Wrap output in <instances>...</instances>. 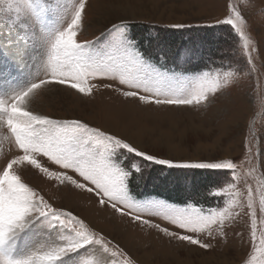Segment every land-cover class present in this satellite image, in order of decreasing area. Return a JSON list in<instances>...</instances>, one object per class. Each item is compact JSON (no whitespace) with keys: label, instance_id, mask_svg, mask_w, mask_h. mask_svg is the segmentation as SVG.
<instances>
[{"label":"snow or ice","instance_id":"1","mask_svg":"<svg viewBox=\"0 0 264 264\" xmlns=\"http://www.w3.org/2000/svg\"><path fill=\"white\" fill-rule=\"evenodd\" d=\"M86 5L87 0H0V25L8 33L0 37V62L35 69L26 83L0 89V130L6 131L14 145L0 159V264H62L81 249L85 253L79 264H136L119 243L89 227L75 210L56 206L42 190L30 185L24 179L30 170L60 186L94 194L101 207H110L174 240L210 249L212 245L199 237L226 238L225 223L235 218L232 205L241 197L234 191L237 163L226 158L199 162L162 158L128 137L82 119L41 114L33 104L38 90L51 88L64 87L89 96L96 87L92 82L99 80L107 81L105 88L118 85L124 97L145 105L195 107L227 86L234 72H222V64L207 71L184 68L203 59L195 46L173 52L157 45L153 60L132 34L134 21L129 18L112 22L93 40L79 39ZM231 11L234 15L217 23L230 26L247 50L251 41L245 34L244 18L235 8ZM168 27L190 26L178 23ZM169 57L175 58L180 71L167 66ZM248 58L251 65L250 53ZM156 166H161L160 171L210 170L217 175V187L209 194L230 203L206 210L188 201L181 207L166 199L138 200L130 186L148 178L149 170L155 172ZM229 175L230 182L226 181ZM246 203L252 218L251 254L242 264H264V231L256 223L251 188ZM260 211L264 213V193ZM153 217L168 221L171 227H162ZM33 229L40 230L42 238L19 251L21 239Z\"/></svg>","mask_w":264,"mask_h":264},{"label":"rangeland","instance_id":"2","mask_svg":"<svg viewBox=\"0 0 264 264\" xmlns=\"http://www.w3.org/2000/svg\"><path fill=\"white\" fill-rule=\"evenodd\" d=\"M233 8L244 18L245 34L251 41L247 50L243 48V40L230 26L228 28L223 23H217L229 14L234 15L231 11ZM122 17L148 29L149 38H154L163 32L162 28L168 29L172 24L206 27L196 36L193 35V44L203 47L205 56H202L206 60L209 58L208 63L201 67L207 71L222 64L221 71H232L234 77L227 86L210 93L207 101L195 107L145 105L124 97L117 90L118 85L105 88L103 83L107 81L99 80L92 82L96 87L89 96L64 87L38 90L33 107L41 114L82 119L102 130L128 137L136 145L157 152L162 158L192 162L217 158L233 160L238 165L234 191L241 193V197L236 198V204L232 205L234 220L225 223L226 238L213 239L202 234L199 238L210 243V249L189 245L123 217L110 207H101L94 194L60 186L57 181L49 180L38 171L30 170L24 179L42 190L50 202L75 210L89 227L119 243L136 264H242L251 254L249 239L252 218L246 203L249 188L254 195L256 223L264 231V213L260 211V198L264 193V0H87L83 31L78 38L93 40L106 26L118 22ZM7 35L0 25V37ZM248 53L251 54V65ZM32 71L35 69L0 62V89L26 83ZM13 149L6 131L0 130V159ZM46 166L56 170V166L50 163H46ZM167 170L165 168L164 172ZM178 170L214 173L201 169L172 171ZM169 173L166 175L168 178L171 176ZM227 177L230 182L232 177ZM183 178L172 179V184H182L191 194L197 184H204L203 179L198 178L191 182L187 179L183 183ZM173 187L165 189L172 191ZM216 187L210 190L214 191ZM135 197L138 200L165 199L154 195ZM197 202L189 203L206 210L218 209L230 203L217 198L214 199V206L201 203V200ZM152 219L162 227H171L162 218ZM259 234L260 231L257 232ZM42 236L43 233L37 229L28 232L20 241L19 251L38 243ZM84 253L85 250L81 249L70 254L62 264H79Z\"/></svg>","mask_w":264,"mask_h":264},{"label":"trees","instance_id":"3","mask_svg":"<svg viewBox=\"0 0 264 264\" xmlns=\"http://www.w3.org/2000/svg\"><path fill=\"white\" fill-rule=\"evenodd\" d=\"M225 27L228 26L226 24H223ZM229 28V26H228ZM164 29V30H162ZM162 33L156 34L154 38H149L147 31L148 29L137 26L134 24V27L132 28V34L141 41L143 48L146 52L152 54L153 60H155L156 53L155 48L157 45H161L167 48H171L173 52L179 51L183 47H192L197 46L196 44H193V35L196 36V34L200 33L201 30H205L206 27L204 26H190L185 27L182 29H175V28H162ZM186 29V30H185ZM189 29V30H188ZM152 30V29H151ZM158 33V32H157ZM159 35V36H158ZM158 36V37H157ZM198 48L201 50L202 54L205 56V49L203 47L198 46ZM203 59L196 62L195 65L189 64L184 65L186 69L189 71H200L201 69H204V67H201L204 65V63H208L209 58L206 60ZM174 57H169L168 59V67H174L176 69H181L177 67L176 61L173 59ZM200 66V67H199ZM157 170L155 172L149 170L148 178L145 180L139 181L137 183H133L130 187L132 189V194L134 196H150L154 195L157 197L165 198L171 202L178 203V204H184V201L188 202H197L198 200H201V203H206L208 205L214 206V197L209 196V190L213 189L217 186V176L215 173L211 172H205V171H172L169 173V170L160 171V166H156ZM177 170V169H176ZM169 173V178L166 177V175ZM165 174V175H164ZM183 183L188 179L190 182L193 179L198 178L199 180L203 179L204 184H197L194 188L192 194L187 192L182 184H172V179H177V177H182ZM230 178L226 177V181H229ZM153 180H156L157 182L154 183ZM168 186H175L173 187L172 191H169L168 189H165ZM164 188V189H162ZM200 202V201H199Z\"/></svg>","mask_w":264,"mask_h":264},{"label":"bare ground","instance_id":"4","mask_svg":"<svg viewBox=\"0 0 264 264\" xmlns=\"http://www.w3.org/2000/svg\"><path fill=\"white\" fill-rule=\"evenodd\" d=\"M186 30V29H185ZM189 30V29H188Z\"/></svg>","mask_w":264,"mask_h":264}]
</instances>
